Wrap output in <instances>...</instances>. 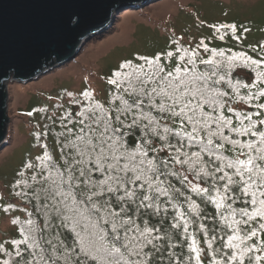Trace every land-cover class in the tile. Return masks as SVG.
<instances>
[{
	"label": "snow or ice",
	"instance_id": "6c2138e0",
	"mask_svg": "<svg viewBox=\"0 0 264 264\" xmlns=\"http://www.w3.org/2000/svg\"><path fill=\"white\" fill-rule=\"evenodd\" d=\"M220 28H231L235 36V25H221L218 33ZM200 47L211 53L209 58L200 56ZM176 53L165 54L169 62L176 55L174 67L162 64L159 54L140 57L143 63L138 65L122 63L108 81L117 89L108 107L95 101L91 91L82 93L88 103L76 113L79 127L63 125L69 138L61 145V163L44 145L32 184L24 182L26 190L15 193L29 203L34 200L45 223L36 225L29 212L21 238L11 241L14 257L0 245L8 257L0 264H203L202 250L189 232L192 221L180 210L178 198H184L197 218L200 208L184 189L213 204L223 222L221 247H213L215 236L207 240L209 264L264 261V118H259L264 104L252 103L264 97V90L251 91L264 81V58L243 52L226 55L203 40L196 49L178 46ZM237 61L254 66L251 85L230 78ZM222 83L237 101L256 111L226 105ZM242 87L249 89L247 96L240 95ZM226 106L230 116L224 114ZM62 119L73 123L70 112ZM229 147L231 156L225 154ZM169 205L175 212L171 228L182 222L189 253L194 254L183 261L173 251L178 245L169 232L147 219H166ZM225 225L231 231L226 240ZM62 231L71 234V243Z\"/></svg>",
	"mask_w": 264,
	"mask_h": 264
},
{
	"label": "rangeland",
	"instance_id": "374dc122",
	"mask_svg": "<svg viewBox=\"0 0 264 264\" xmlns=\"http://www.w3.org/2000/svg\"><path fill=\"white\" fill-rule=\"evenodd\" d=\"M221 25H235V36L231 28H220L218 33ZM221 34L224 39L219 38ZM201 40L209 48L243 52L261 60L264 58V0L127 3L114 13L107 29L89 38L72 60L50 68L31 81L7 83L9 120L0 147V242L15 232L11 219L19 211L8 213L4 208L17 191L21 173H31L25 167L27 161L37 160L42 152L43 138L39 134H44L46 125H50L49 117L60 116L62 109L74 99L84 101L82 93L86 89L94 97L107 99L111 87L106 83L122 63H136L140 57L154 58L159 54L161 63L173 67L178 46L197 48ZM198 50L202 51L203 47ZM168 51L176 53L170 62L165 56ZM261 70L264 71V65ZM237 73L249 81L252 79L246 68L238 69ZM238 107L246 109L244 105ZM45 140L59 157L55 139Z\"/></svg>",
	"mask_w": 264,
	"mask_h": 264
},
{
	"label": "water",
	"instance_id": "95a60500",
	"mask_svg": "<svg viewBox=\"0 0 264 264\" xmlns=\"http://www.w3.org/2000/svg\"><path fill=\"white\" fill-rule=\"evenodd\" d=\"M146 0H0V147L8 125L7 83L27 82L72 60L127 3Z\"/></svg>",
	"mask_w": 264,
	"mask_h": 264
},
{
	"label": "trees",
	"instance_id": "16d2710c",
	"mask_svg": "<svg viewBox=\"0 0 264 264\" xmlns=\"http://www.w3.org/2000/svg\"><path fill=\"white\" fill-rule=\"evenodd\" d=\"M191 49H196V48L192 47ZM209 49H214V48H209ZM216 50H218V49H216ZM225 53H226V55H231L230 52L225 51ZM199 54L201 57H203L205 59L209 58L211 55L210 52H204L203 50L199 51ZM175 60L177 63L176 57H175ZM141 63H143L142 60H140L136 63H133V64L138 65ZM176 63L173 65V67L176 65ZM162 64H164V63H162ZM236 64H237V66L231 72L230 78L233 80V82H235L237 79H239L243 83L251 85L255 79V73L252 70V68L254 66H244L239 61H237ZM167 67H169V66H167ZM200 67H201V69L204 68L203 65H201ZM242 68H246L252 74L251 75L252 79L250 81L248 80V78L246 79L245 77H243L237 73V70L242 69ZM110 78H112V76ZM108 81L106 84L108 86H110L111 88L110 89L108 88L107 99H104V98L98 97V96L97 97L93 96L95 101H99V102L103 103L105 105V107L109 106L112 95L115 94L117 91L116 86L109 84ZM219 87L223 91H226L228 93V97H231L230 100L228 99V97H225L226 105L230 104V106L233 109L240 110V111H246V112H248V111L255 112L256 111L255 108H250L248 106V104L244 103L243 101H237L235 99L234 93L232 92V89L226 83H222L221 85H219ZM257 90H264V81L257 83L256 87L251 89L252 92H256ZM239 91H240V95L247 96L249 94L248 88L242 87ZM87 103H88L87 101H82L81 104H76L72 101V104L70 106H65L62 109L60 116H56V117H49L48 116L49 119L51 120V122H49L50 125H46V127H45L46 129H45L44 134H42V135L39 134L43 138V140L41 142L42 152L39 156L43 155V153L45 151L44 145H47V151L49 152V154L53 157V159L58 164L61 163V161H62L61 145L63 143H65L66 140L69 138L65 135L67 132V128H65L63 125H67L68 127H71L73 130H76L79 127V125L75 121H78L80 119V117H78L76 115V113L80 110V107L82 106V104H87ZM118 103L119 102L117 101V104ZM252 103L253 104H255V103L264 104V97L254 99L252 101ZM75 104H76V106H75ZM72 105H73V107L75 106V108H71ZM239 105L246 106V109L239 108L238 107ZM69 112L71 113V119L73 120V123H71V124H69L68 119H62V117H64L65 113H69ZM224 114L226 116H230V113L228 112L227 106L224 108ZM232 118H233L234 124H235V118L234 117H232ZM253 118L258 119V117H253ZM259 118H264V112H261V115ZM259 127H261V126H258V128ZM50 137H52V139H55V144H56L57 149H58L59 157H57L56 154L53 153L54 152L53 149H50L47 141L45 140L46 138H50ZM35 140H36V138H35ZM130 140H131V138H130ZM225 154L228 156L232 155L230 147L227 149ZM28 163H31L33 165V167L30 168L31 173L21 176V178L19 180L21 183L17 187V191H15L14 193H16L18 191L26 190V189H24V182H27L29 185H31L32 184L31 177L38 172V165H39L38 160H35V158H34V160H28L27 164ZM61 166H62V164H61ZM174 183H175V181H174ZM177 186L180 187L179 184H177ZM201 186L203 187L206 185L201 184ZM27 190L31 191V188H29ZM184 191H185L186 195L190 196L192 198V200L199 205V208H200L199 217L200 218H197V215L195 213H191L189 211L188 205L184 201L183 197H179L177 202L181 206L180 210L185 212L186 218L189 219L190 221H192V223L189 225V232L194 234V238L197 240V246L202 250L201 260H202L203 264H209L211 256L209 253V249L207 247V240L211 239L213 236H215L216 240L213 242V247H215V248L221 247L222 241L220 239V236L222 234L221 228H222L223 222L220 220V217L217 215L216 208L213 204H211L210 202L206 203L203 199H201L200 196H197L195 193H192L187 189H184ZM7 202H8V204H6L5 208H4V209H8L6 212L10 213L11 211H15V210L19 211V213H16L12 216L11 223L13 220H19L20 223L19 224H13L12 223L15 226V228H14L15 232L9 238L2 240L0 242V245H3L4 249L7 252L12 253L13 257H14V247H13L11 241L14 239L21 238L20 237V227L22 225L27 227L26 221L29 219L28 213L29 212L32 213L31 219L35 222L36 225H38L40 227H43V225L45 223V218L41 213L37 212L36 202L34 200L31 203H29L25 199H22L21 197H18L14 194V197L7 200ZM243 206H244L243 204L234 205V207H237V208L243 207ZM221 211H224V210H221ZM174 215H175V212L171 209V206L169 205V212H168L166 219H163L161 221L160 217H151V216L147 217V219H149L151 224H155V225L161 227L162 231L166 230L169 232V234L172 237L173 243H176L178 245L175 249H173V251L176 253L177 257L181 261H183L187 257H189L190 255H194V254L189 253L188 244L190 243V239H186L185 236L183 235L182 222H181L180 228H178V229H172L171 228V225L173 223L172 217ZM201 224L204 225L203 229L200 227ZM253 226H256V225L253 224ZM205 229L207 230V232H205ZM229 234H231V231L225 225L223 228L224 240H226L227 235H229ZM42 235H47V233H42ZM62 236L66 240V242L71 243V234L69 232L62 231ZM261 238H264V233L261 234ZM255 242H256L255 238L252 241H249V243H255ZM261 254L264 255V253H261ZM6 259H8V257L4 254V252H0V261L6 260ZM192 264H195L194 260L192 261ZM246 264H248V261H246ZM261 264H264V261H262Z\"/></svg>",
	"mask_w": 264,
	"mask_h": 264
}]
</instances>
